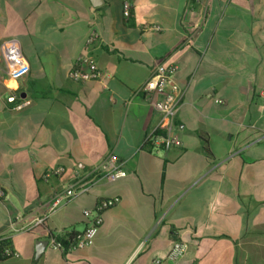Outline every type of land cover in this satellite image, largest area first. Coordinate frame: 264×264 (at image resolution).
<instances>
[{
  "label": "crops",
  "instance_id": "crops-1",
  "mask_svg": "<svg viewBox=\"0 0 264 264\" xmlns=\"http://www.w3.org/2000/svg\"><path fill=\"white\" fill-rule=\"evenodd\" d=\"M7 41L29 68L12 79L0 61V238L18 255L0 264H264V0H0ZM85 54L109 77L73 81ZM158 62L182 95L168 150L152 145L161 117L139 92ZM110 154L124 178L96 177L50 212ZM113 197L92 246L49 245L47 232L67 248L83 211ZM174 242L185 252L170 261Z\"/></svg>",
  "mask_w": 264,
  "mask_h": 264
},
{
  "label": "built area",
  "instance_id": "built-area-1",
  "mask_svg": "<svg viewBox=\"0 0 264 264\" xmlns=\"http://www.w3.org/2000/svg\"><path fill=\"white\" fill-rule=\"evenodd\" d=\"M123 16L128 17L130 12V4L125 1L122 5ZM199 24H196L193 31L199 29ZM154 30H160L159 27H154ZM98 38L95 32L90 33L88 43L93 42ZM0 61L3 64L8 76L12 79H18L25 76L28 72V63L21 51L10 42H4L0 46ZM176 72V67L167 65L163 62L155 63L153 71L148 80L140 87L139 92L144 94L145 98L150 102L153 108L160 114V122L152 134L153 146L168 150L171 147L181 146L180 140L174 135L173 119L175 113L180 107L182 100L181 92L169 90V85ZM70 78L75 82L85 83L90 81H102L109 77V74L101 71L96 62L88 55L80 56L72 71L69 74ZM19 106L18 108H20ZM63 172L62 168H56L44 175L45 179L52 176H58ZM92 180L87 181V177L78 176L72 184L61 192L53 195L50 212L57 210L63 203L74 199L76 196L85 193L88 190V184L96 177H102L110 182L117 181L126 176L122 165L117 161V158L110 154L104 158L100 164L93 168L90 172ZM2 192L0 191V195ZM118 197L103 199L97 202L93 210H84L82 215L88 225L81 233L75 234L67 248H64L58 243L54 235L49 232L46 235L49 237V245L62 252H74L92 246L99 228L102 225V214L119 203ZM44 219H38L36 225H42ZM7 254L17 257L13 251L7 249ZM185 252V246L180 242H174L167 254V259L177 261ZM156 260L154 264H159Z\"/></svg>",
  "mask_w": 264,
  "mask_h": 264
},
{
  "label": "trees",
  "instance_id": "trees-1",
  "mask_svg": "<svg viewBox=\"0 0 264 264\" xmlns=\"http://www.w3.org/2000/svg\"><path fill=\"white\" fill-rule=\"evenodd\" d=\"M199 137H200V140H201V143H202L201 149H202L203 154L206 157H211V153H210L209 147H208L207 138L202 136V135H200ZM72 237H71V240H72ZM7 249L12 251L10 241L8 239H5V238H0V260L8 259L10 257V255H8L7 252H6Z\"/></svg>",
  "mask_w": 264,
  "mask_h": 264
},
{
  "label": "water",
  "instance_id": "water-1",
  "mask_svg": "<svg viewBox=\"0 0 264 264\" xmlns=\"http://www.w3.org/2000/svg\"><path fill=\"white\" fill-rule=\"evenodd\" d=\"M92 5L95 6V7L98 6L97 1H92ZM35 245H36V253H35V256L36 257H39L40 254L42 253V251L44 250V248L46 247V242H44V241H37Z\"/></svg>",
  "mask_w": 264,
  "mask_h": 264
}]
</instances>
